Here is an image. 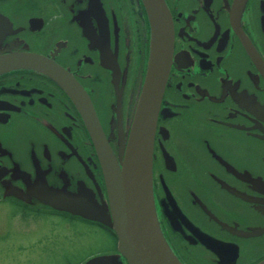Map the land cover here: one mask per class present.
<instances>
[{"label": "flooded vegetation", "instance_id": "af4514ba", "mask_svg": "<svg viewBox=\"0 0 264 264\" xmlns=\"http://www.w3.org/2000/svg\"><path fill=\"white\" fill-rule=\"evenodd\" d=\"M162 1L172 54L150 97L162 230L183 264H257L264 260V0ZM151 32L143 0H0V60L45 58L65 71L116 157L125 154L145 96ZM57 195L107 201L79 104L44 72L0 73V213L7 207L17 222L76 218L50 209L47 198Z\"/></svg>", "mask_w": 264, "mask_h": 264}, {"label": "water", "instance_id": "95a60500", "mask_svg": "<svg viewBox=\"0 0 264 264\" xmlns=\"http://www.w3.org/2000/svg\"><path fill=\"white\" fill-rule=\"evenodd\" d=\"M151 23V59L144 85V98L125 154L113 153L90 102L80 87L55 63L45 58H5L0 73L15 68H32L48 74L67 88L77 103L98 156L107 189V201L91 196L47 198L50 207L99 223L116 235L118 252L95 256L85 264H183L170 247L162 230L152 182L153 102L159 73L172 54V32L162 0H143ZM153 106V107H152ZM153 111V112H151ZM111 261V262H109ZM118 264V263H117ZM257 264H264V260Z\"/></svg>", "mask_w": 264, "mask_h": 264}, {"label": "rangeland", "instance_id": "374dc122", "mask_svg": "<svg viewBox=\"0 0 264 264\" xmlns=\"http://www.w3.org/2000/svg\"><path fill=\"white\" fill-rule=\"evenodd\" d=\"M115 247L109 231L78 218L41 214L17 222L7 207L0 213V264H76Z\"/></svg>", "mask_w": 264, "mask_h": 264}, {"label": "bare ground", "instance_id": "6f19581e", "mask_svg": "<svg viewBox=\"0 0 264 264\" xmlns=\"http://www.w3.org/2000/svg\"><path fill=\"white\" fill-rule=\"evenodd\" d=\"M153 181V180H152ZM154 188V187H153ZM111 253H113V252H108V253H106V254H111ZM92 256H94V255H92ZM109 262H111V261H109Z\"/></svg>", "mask_w": 264, "mask_h": 264}, {"label": "trees", "instance_id": "16d2710c", "mask_svg": "<svg viewBox=\"0 0 264 264\" xmlns=\"http://www.w3.org/2000/svg\"><path fill=\"white\" fill-rule=\"evenodd\" d=\"M112 234V233H111ZM113 235V237L115 238V240H116V237H115V235L114 234H112Z\"/></svg>", "mask_w": 264, "mask_h": 264}]
</instances>
